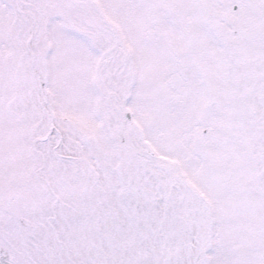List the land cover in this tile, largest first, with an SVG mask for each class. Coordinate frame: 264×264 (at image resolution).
<instances>
[{
	"label": "snow or ice",
	"instance_id": "1",
	"mask_svg": "<svg viewBox=\"0 0 264 264\" xmlns=\"http://www.w3.org/2000/svg\"><path fill=\"white\" fill-rule=\"evenodd\" d=\"M0 264H264V0H0Z\"/></svg>",
	"mask_w": 264,
	"mask_h": 264
}]
</instances>
